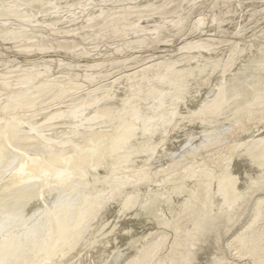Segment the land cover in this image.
<instances>
[{
    "label": "bare ground",
    "instance_id": "bare-ground-1",
    "mask_svg": "<svg viewBox=\"0 0 264 264\" xmlns=\"http://www.w3.org/2000/svg\"><path fill=\"white\" fill-rule=\"evenodd\" d=\"M0 264H264V0H0Z\"/></svg>",
    "mask_w": 264,
    "mask_h": 264
},
{
    "label": "rangeland",
    "instance_id": "rangeland-1",
    "mask_svg": "<svg viewBox=\"0 0 264 264\" xmlns=\"http://www.w3.org/2000/svg\"><path fill=\"white\" fill-rule=\"evenodd\" d=\"M246 84H248V83H246ZM250 86V85H249Z\"/></svg>",
    "mask_w": 264,
    "mask_h": 264
}]
</instances>
